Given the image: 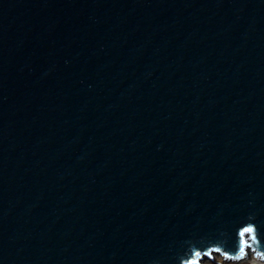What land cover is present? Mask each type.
Here are the masks:
<instances>
[{"label": "water", "instance_id": "95a60500", "mask_svg": "<svg viewBox=\"0 0 264 264\" xmlns=\"http://www.w3.org/2000/svg\"><path fill=\"white\" fill-rule=\"evenodd\" d=\"M264 258V0H0V264Z\"/></svg>", "mask_w": 264, "mask_h": 264}, {"label": "rangeland", "instance_id": "374dc122", "mask_svg": "<svg viewBox=\"0 0 264 264\" xmlns=\"http://www.w3.org/2000/svg\"><path fill=\"white\" fill-rule=\"evenodd\" d=\"M218 252V250L203 252L191 264H264V258H262V262H251V257L255 254L251 246H246L244 254L237 257L227 256Z\"/></svg>", "mask_w": 264, "mask_h": 264}, {"label": "bare ground", "instance_id": "6f19581e", "mask_svg": "<svg viewBox=\"0 0 264 264\" xmlns=\"http://www.w3.org/2000/svg\"><path fill=\"white\" fill-rule=\"evenodd\" d=\"M256 255L255 254L252 255L251 262H258V261H261L262 262V257L259 256L258 254H256Z\"/></svg>", "mask_w": 264, "mask_h": 264}]
</instances>
